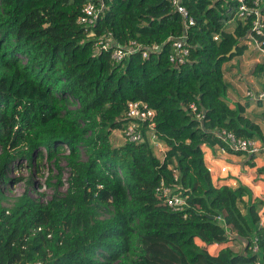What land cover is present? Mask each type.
<instances>
[{"label": "trees", "instance_id": "1", "mask_svg": "<svg viewBox=\"0 0 264 264\" xmlns=\"http://www.w3.org/2000/svg\"><path fill=\"white\" fill-rule=\"evenodd\" d=\"M88 2L101 5L0 0L1 178L9 180L3 172L20 158L40 164L47 156L58 172L46 203L29 189L12 208L0 198V264H108L128 253L134 264H264V200L244 184L217 186L203 150L220 144L242 153L218 136L222 130L264 143V129L246 114L250 102L229 104L224 70L247 49L241 39L250 24L237 20L227 34L235 3L182 0L196 23L186 38L190 61L178 67L170 61L172 38L185 26L171 0H104L97 34L111 32L124 46H161L116 64L111 50L96 53V40L78 21ZM129 100L156 109L163 157L149 140L113 144ZM192 103L205 113L203 121L190 111ZM162 181L186 199L184 210L163 200ZM215 243L226 244L217 255L208 251Z\"/></svg>", "mask_w": 264, "mask_h": 264}, {"label": "built area", "instance_id": "2", "mask_svg": "<svg viewBox=\"0 0 264 264\" xmlns=\"http://www.w3.org/2000/svg\"><path fill=\"white\" fill-rule=\"evenodd\" d=\"M226 2H233L237 5V11L234 16L235 21H242L244 24H250L249 33L241 39L243 45L247 49L257 52V65L264 66V0H226ZM175 10L182 16L184 21V32L180 37L172 38V52L170 54V61L175 66H181L190 61V48L187 46L186 38L188 36V29L196 23L194 16L189 9L182 4V0H171ZM104 0H101V5L98 6L95 2H88L82 8V14L78 17V21L86 26L88 30V37L96 40V53L111 50V58L116 64H121L131 54L141 50L143 57H148L153 51H160L159 44L142 45L131 41L130 45H120L116 42L111 32L105 34H97L94 31L95 25L99 21L100 13L104 7ZM221 35L215 37L219 40ZM256 72V71H255ZM256 76H251L250 79L240 78L246 80L244 87V98L259 103H264V69L256 72ZM192 114L199 122L205 118V113L199 110L195 103L189 106ZM157 111L143 100H129L127 102V109L125 113V126L120 129L122 142L143 143L149 140L155 152H166L156 130L155 117ZM118 130V129H117ZM218 136L234 151H242L252 155L264 154V143L259 138H245L239 137L235 133L227 130L217 132ZM212 175L213 168L208 166ZM222 172L226 171V167H222ZM157 192L162 196L163 200L176 211H182L186 205V199L174 192L173 186L167 185L164 181L161 182L157 188ZM232 235V233H231ZM211 247L208 246V251L211 252ZM253 249L258 250L255 244ZM40 264V263H37ZM257 264H260L257 262Z\"/></svg>", "mask_w": 264, "mask_h": 264}, {"label": "crops", "instance_id": "3", "mask_svg": "<svg viewBox=\"0 0 264 264\" xmlns=\"http://www.w3.org/2000/svg\"><path fill=\"white\" fill-rule=\"evenodd\" d=\"M246 50L251 51L253 55L250 60L245 57L247 65L243 66L244 68L248 67L249 64L253 66V69L249 71L247 77V79H250L251 76H256L255 66L257 65V52L255 53L251 49ZM228 62V66L225 67L224 65L225 78L227 76L228 69L233 68L230 72L232 78H230L229 81L226 79L229 84V104L234 107L237 103L245 104L250 102L246 110V114L254 119L264 129V110H262L264 103L263 105H259V103H256L255 101L244 98L246 80L244 81L241 80L240 77H236L238 74L237 68L234 65L237 64V60H229L226 63ZM234 72L235 75H233ZM257 109H260V111L257 112ZM163 147L165 149L164 144ZM203 150L206 165L213 168L212 178L217 186L229 185L237 187L239 184H244L252 189L255 197L264 200V154L252 155L245 152H242L241 154L233 153L220 144H216L214 146L204 144ZM222 167H226L225 172L221 171ZM262 222L264 223V205L262 207ZM196 241L201 246L205 245V242L202 240H200L201 243L198 240ZM227 245H232V243H227ZM211 246L212 247L210 249L212 254L217 255L219 251L226 246V244L215 243Z\"/></svg>", "mask_w": 264, "mask_h": 264}, {"label": "rangeland", "instance_id": "4", "mask_svg": "<svg viewBox=\"0 0 264 264\" xmlns=\"http://www.w3.org/2000/svg\"><path fill=\"white\" fill-rule=\"evenodd\" d=\"M237 21H231L225 28V33L233 35L234 28L236 26ZM249 60L253 57L252 52L249 50H244L242 53L235 54L230 60H237V64L234 65L237 68V76L240 78L246 79L248 77L249 71L253 69L252 65H248V67H243L247 65L246 58ZM229 61V60H228ZM229 65V62L225 64V67ZM233 68H229L227 71L226 79L232 78L230 72ZM235 75V72L233 73ZM230 76V77H229ZM264 110V107H262ZM260 109H257V112ZM249 112V111H248ZM260 114V113H259ZM111 140L114 145H119L122 141L120 129L115 130L111 136ZM161 144L165 145V142L160 140ZM2 149H0L1 153ZM68 153V152H66ZM156 155L158 157H163V153L161 151L156 150ZM85 158V156H84ZM61 165L64 167L65 172L63 175V180L65 184L62 186L61 192L65 193L67 191L68 184L66 183L69 177V168L67 167V161L65 158L62 159ZM5 176L9 178L6 182L0 175V187H1V202L7 208H12L18 198L27 190L33 198L39 200L40 202L46 203L48 200L52 198V195L55 193V185L56 175L58 174L57 170L53 171L52 163L49 162L47 156H45L44 160L40 164L34 161L33 164H29V162L25 158L15 159L12 163L9 164L8 168H6L3 172ZM54 177V180H51V184H49L48 179ZM110 214L107 212H103L100 217H109ZM199 242L200 240L197 239ZM201 243V242H200ZM209 247H212L211 245ZM136 256L128 253L127 257L122 261L121 259L113 261L108 264H134V260Z\"/></svg>", "mask_w": 264, "mask_h": 264}, {"label": "water", "instance_id": "5", "mask_svg": "<svg viewBox=\"0 0 264 264\" xmlns=\"http://www.w3.org/2000/svg\"><path fill=\"white\" fill-rule=\"evenodd\" d=\"M236 51V47H234L233 49H232V51L230 52V53H228V56H230L233 52H235Z\"/></svg>", "mask_w": 264, "mask_h": 264}]
</instances>
